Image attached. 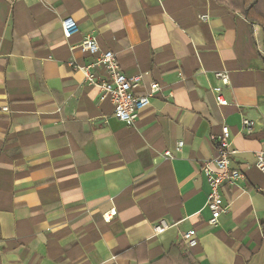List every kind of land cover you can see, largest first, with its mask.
<instances>
[{"label":"crops","instance_id":"crops-1","mask_svg":"<svg viewBox=\"0 0 264 264\" xmlns=\"http://www.w3.org/2000/svg\"><path fill=\"white\" fill-rule=\"evenodd\" d=\"M237 5L0 0V264H264V171L255 166L264 154V28ZM67 16L78 26L69 38ZM86 34L124 74L141 75L137 94L159 84L132 124L113 117L80 69L106 77L79 47ZM224 124L245 180L221 187L227 210L210 224L201 168ZM159 219L171 225L155 234ZM191 229L189 247L182 234Z\"/></svg>","mask_w":264,"mask_h":264},{"label":"built area","instance_id":"built-area-1","mask_svg":"<svg viewBox=\"0 0 264 264\" xmlns=\"http://www.w3.org/2000/svg\"><path fill=\"white\" fill-rule=\"evenodd\" d=\"M205 18L206 16H202V19ZM61 30L63 36L69 38L78 32L76 21L71 16L63 18L61 20ZM79 47L82 51L95 56V63L100 64L105 71L106 77L97 81L93 74L89 72V66L80 67L86 79L101 90L99 99H109L113 105V117L121 122L132 124L138 118L139 112L149 104L150 98L160 90L159 84L151 82L144 93L137 94L135 89L141 82V75L128 76L124 74L120 69L116 54L111 50H101L94 35H84ZM216 76L222 83L228 82L226 72H217ZM214 97L218 105L227 104V100L218 89L214 90ZM2 109L4 111L8 110L7 107ZM241 123L246 132L253 130L254 121L244 117ZM215 139L217 142L216 155L209 161L204 162L201 168L210 185V192L206 200V205L211 212L210 224H216L219 215L227 210L226 205L223 204L221 187L233 186L239 181L245 180L243 169L235 166L231 159V155L235 151L230 147L231 132L229 127L225 124L222 125L221 131ZM182 145L183 141L179 140L175 145V149L180 150ZM163 154L171 157L169 150L164 151ZM263 155V152H258L255 160V166L262 171H264ZM114 214L115 210L112 208L105 212L102 218L105 222H109ZM170 225L171 223L167 220L159 219L153 226L154 233L159 234ZM182 238L189 247L197 243L196 232L193 229L184 232Z\"/></svg>","mask_w":264,"mask_h":264},{"label":"trees","instance_id":"trees-1","mask_svg":"<svg viewBox=\"0 0 264 264\" xmlns=\"http://www.w3.org/2000/svg\"><path fill=\"white\" fill-rule=\"evenodd\" d=\"M264 0H238L237 9L251 22L259 23L264 28V10L259 7Z\"/></svg>","mask_w":264,"mask_h":264}]
</instances>
